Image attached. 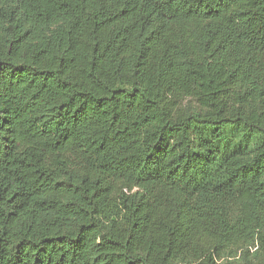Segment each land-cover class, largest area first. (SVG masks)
<instances>
[{
  "label": "trees",
  "instance_id": "obj_1",
  "mask_svg": "<svg viewBox=\"0 0 264 264\" xmlns=\"http://www.w3.org/2000/svg\"><path fill=\"white\" fill-rule=\"evenodd\" d=\"M264 264V0H0V264Z\"/></svg>",
  "mask_w": 264,
  "mask_h": 264
},
{
  "label": "rangeland",
  "instance_id": "obj_2",
  "mask_svg": "<svg viewBox=\"0 0 264 264\" xmlns=\"http://www.w3.org/2000/svg\"><path fill=\"white\" fill-rule=\"evenodd\" d=\"M220 264H227V259H223L220 261Z\"/></svg>",
  "mask_w": 264,
  "mask_h": 264
}]
</instances>
